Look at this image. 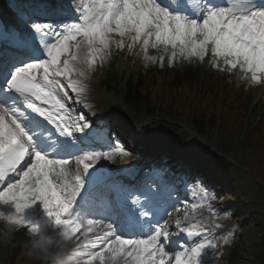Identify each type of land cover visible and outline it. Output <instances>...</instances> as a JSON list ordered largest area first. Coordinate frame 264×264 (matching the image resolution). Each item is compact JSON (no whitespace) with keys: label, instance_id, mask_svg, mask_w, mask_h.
Wrapping results in <instances>:
<instances>
[{"label":"snow or ice","instance_id":"snow-or-ice-1","mask_svg":"<svg viewBox=\"0 0 264 264\" xmlns=\"http://www.w3.org/2000/svg\"><path fill=\"white\" fill-rule=\"evenodd\" d=\"M12 35L11 50L0 53V184L11 174L18 179L0 190V204L11 203L19 214L40 202L52 224L77 240L83 236L80 264H209L217 241L228 244L233 233L217 237L196 219L198 208L214 219L219 215L214 196L200 183H193L192 201L183 208L171 196L162 205L159 194L145 189L143 203L139 196L132 201L135 208L125 196L90 209L97 163L129 153L119 141H106L109 150L98 151L73 138L90 124L83 114L74 115L69 90L87 107L86 74L108 61L113 46L131 53L137 45L146 61L161 66L165 55L171 66L177 59L203 62L211 53L214 68H239L253 85L264 83V0L41 4L22 12V25ZM150 47L161 55L149 56ZM169 208L184 211L172 233L188 241L179 250L170 247L177 242L169 241ZM14 220L30 232L39 228L22 215Z\"/></svg>","mask_w":264,"mask_h":264},{"label":"rangeland","instance_id":"rangeland-1","mask_svg":"<svg viewBox=\"0 0 264 264\" xmlns=\"http://www.w3.org/2000/svg\"><path fill=\"white\" fill-rule=\"evenodd\" d=\"M22 4H26V1L21 0ZM115 47L113 46L112 50ZM127 50V47H125ZM151 47L148 49V55L150 56ZM127 58L124 60H120L116 64V72L118 73V80L114 81L110 78L105 79V75L103 72V68L101 66V74L98 70V66L96 67V70L94 72H89L86 74L85 77V84L87 85V92L95 93L96 91H104L103 89L106 88L110 93L112 97L116 98L120 101L121 107L124 109V113L121 117H119L118 121H123L122 123L129 124L133 127H135L137 130L143 131L142 139L146 140L147 142H156L161 141L158 143V145L161 148L162 152H166L167 154H170L171 157H175V160L172 162L176 164L172 165L171 167H177V168H189L191 165L192 167L195 166V163L198 160H205L207 163L226 166L227 169L230 172H236L232 177L239 178L240 174H251V168H250V161L242 160L237 155H234L233 151L231 150V144L227 143L226 140L223 137H218L214 139V145L206 142L208 138H202L196 131H194L193 127L189 125V123H186L184 120V117H181L180 121H177L175 123L168 122L166 120H163L157 116H151L146 117L145 114L147 112L145 111H137L133 105L130 102V98H128V85L127 82L130 80L133 81L132 89L135 87V83L137 80H139L140 70L141 66L144 63V65H147L150 63V61H146L145 58L142 61V64L140 62V56L137 53V49H135L134 53H129ZM208 62L207 67L204 68L202 73V80L206 81L208 76L211 73L212 70V64L210 63L212 57L211 53L208 55ZM166 61H168V56H166ZM211 74L214 78L215 77H221V75L225 76L226 78H230L231 74L228 70L221 71V73H218L216 69L212 71ZM250 75V74H249ZM243 74L240 72L239 68L236 70V74L234 76V82L238 84L239 82L242 83L244 79L243 88L246 86H250V79L249 78H242ZM225 78V85L228 79ZM217 81V78H215ZM154 86L157 87L159 92H163L164 88L161 86V84H157V82L154 79ZM220 83V82H219ZM228 83V82H227ZM264 84V83H262ZM225 85L220 86L222 88V91L225 90ZM166 89H169V86H166ZM264 88H259L257 90H253L250 97H253L255 99V102L253 103V106H256L255 104L262 96ZM164 94L166 95L167 92L164 91ZM246 94V93H245ZM245 94L243 95V98L241 101L243 102L245 100ZM249 100V99H248ZM237 102V99H235ZM240 101V100H239ZM73 102H76L75 99ZM101 103H99L100 105ZM230 104V101L224 100V105L228 106ZM240 109L241 111H244L243 109V103H240ZM81 106H75V112L74 115H79V110ZM173 115L172 117H174ZM188 116V114L186 115ZM86 120V115L84 116ZM236 118V114L234 110L226 109L221 115L219 111L218 115V121H222L224 123H233ZM260 117L252 114V122L260 121ZM264 121V120H262ZM246 120L244 121V123ZM121 131H125L124 127H120ZM225 131V129L223 128ZM146 133V134H145ZM240 133V132H239ZM111 133H109L110 135ZM138 135L139 133H136ZM146 136V138L144 137ZM245 134H240L237 136V140H240L244 138ZM204 137V136H203ZM115 138V137H114ZM195 138H200L204 141V149H199L195 147L196 145H191L192 141ZM206 139V140H205ZM140 144V143H139ZM142 145V144H140ZM139 146V145H138ZM137 148V146H136ZM135 148V149H136ZM219 151V152H218ZM137 152V150H136ZM125 157H121L122 161ZM200 163V161L198 162ZM216 182L214 176L213 182ZM175 182L173 183V185ZM224 190L221 192V194L212 193V191H208L210 195L214 196L213 203L216 206V213H218L217 219L223 224L221 228H226V230L220 231L218 233V237L227 235L228 231L234 225V220L232 218V215L234 213L235 207H238L240 210L241 206L244 204V202H241L239 198H237V195L233 192L228 191V193L232 196V203L222 206L220 205L219 201L220 199H223L226 197L225 190H228L230 186L226 185L223 187ZM242 188V186H239V189ZM264 192V187L261 186L256 182V179L252 182H250V193L252 194H261ZM245 199V198H244ZM240 201V202H239ZM264 201V200H263ZM7 208L9 210H7ZM261 208H264L262 206ZM26 209L23 211V213L17 214L15 212L14 206L9 204H0V214L3 215H22L23 218H25ZM51 225V224H50ZM48 225H44L43 227H47ZM63 225L56 226L57 230L61 228ZM264 226V222H263ZM24 227H21L20 231L16 233L15 237L13 238L15 241V244H20L21 242L25 241L26 238L31 234L29 231V235L25 237V235L22 234V229ZM64 228V226H63ZM233 235L231 238L234 237L236 234L235 232H232ZM80 236V234H77ZM264 236V231L261 233V230L258 229L255 232L249 231L248 235L246 236L243 247H244V253L242 255V262L240 264H253V261L255 260V247L258 246L260 237ZM230 238V240H231ZM17 239H20L19 241ZM76 239V238H75ZM77 240V239H76ZM83 236H80V239L77 240V242L83 241ZM227 244H223L222 241H217V246L214 252L212 253V259L209 260V264H224V256L227 255V257L233 258L234 255H230L227 251H223L224 246ZM11 245H4L0 244V264H9L10 258L8 257V249L11 248ZM15 248H12L14 250ZM10 250V249H9ZM259 250V249H258ZM21 255H23V249L20 250ZM16 257V256H15ZM16 259H14V263L16 262ZM25 264H38V262L33 260H26Z\"/></svg>","mask_w":264,"mask_h":264},{"label":"clouds","instance_id":"clouds-1","mask_svg":"<svg viewBox=\"0 0 264 264\" xmlns=\"http://www.w3.org/2000/svg\"><path fill=\"white\" fill-rule=\"evenodd\" d=\"M15 214H0V244L15 247L14 237L20 231V224L14 220ZM51 224L31 232L23 242V255L38 264H80L79 252L83 241L77 240L65 230H57ZM108 264H120L109 260Z\"/></svg>","mask_w":264,"mask_h":264},{"label":"bare ground","instance_id":"bare-ground-1","mask_svg":"<svg viewBox=\"0 0 264 264\" xmlns=\"http://www.w3.org/2000/svg\"><path fill=\"white\" fill-rule=\"evenodd\" d=\"M70 1V0H69ZM35 4V3H34ZM41 4H52L50 1H47V0H41V3L39 4V5H41ZM21 12V11H20ZM18 16H22L21 14H19ZM21 25H22V21H21V23L19 24V27H21ZM138 50H139V52L140 53H142L143 51L141 50V48H140V46H139V48H138ZM104 97V95L103 94H92V95H89V96H87V95H85V97H84V99L88 102L89 100H93V98L96 100H98V101H100L99 99L100 98H103ZM105 102H107V103H109L110 105L111 104H114L115 105V103L114 102H112V100L111 99H106L105 100ZM118 107V106H117ZM111 108V107H110ZM104 115H107L108 116V118H114V117H116V116H118V114L116 113V112H114V111H112V109H106L103 113H101V114H99V115H97V118L98 117H100V116H104ZM199 141H201V140H199V139H197L196 141H194L195 143H196V147H199V146H202L203 144L201 143V142H199ZM153 147V145L152 144H149L148 146H147V148H152ZM115 160V158L113 159V160H105L104 162L103 161H100V162H98L97 163V165L98 164H104V163H107V164H109V165H111L112 164V162ZM133 163H136L135 165H136V167L138 166V163H139V160H133ZM131 165V163H129V164H119V163H113V166H112V168L114 169V171L116 172V173H121L122 175H124V176H127L128 175V172H125V171H123V169L124 168H126V167H129ZM129 175H130V173H129ZM0 190H1V186H0ZM184 193H186V191H184L183 192V195H184ZM100 197H97V198H95V199H93V200H91L90 201V206H92V205H96V206H99L100 204ZM179 206L180 207H183V203H179ZM212 207L214 208V206H213V204H212ZM34 208H35V206H34ZM27 209V208H26ZM28 210H31V208L29 207L28 209H27V211ZM31 212V213H30ZM28 214H27V217L28 216H32L31 217V219L33 218V217H36V216H39V218H42V215H47L46 214V211L43 209V207H39L38 209H33V210H31ZM183 216H184V214L181 212L180 214H178L177 215V218H183ZM26 217V218H27ZM195 217H196V219L197 220H202V221H206V220H209L208 221V224L207 225H210L211 227H206V225H204L207 229H211L212 227L214 228V225H221V224H219L218 222H217V219L215 218H213L212 216H211V214L208 212V210H207V208H198L197 209V211H196V213H195ZM31 219H29L28 220V222L31 220ZM214 223V225H212Z\"/></svg>","mask_w":264,"mask_h":264},{"label":"trees","instance_id":"trees-1","mask_svg":"<svg viewBox=\"0 0 264 264\" xmlns=\"http://www.w3.org/2000/svg\"><path fill=\"white\" fill-rule=\"evenodd\" d=\"M186 80V83H193V90L195 89L197 82H199V79L197 80L195 77L193 76H185V78H183ZM161 111V110H160ZM256 217H260V215H257ZM253 264H264V236L262 237L261 240V244H260V251L259 253L256 255L255 260L253 261Z\"/></svg>","mask_w":264,"mask_h":264}]
</instances>
